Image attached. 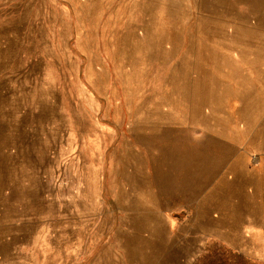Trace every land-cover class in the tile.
Wrapping results in <instances>:
<instances>
[{"label": "rangeland", "instance_id": "1", "mask_svg": "<svg viewBox=\"0 0 264 264\" xmlns=\"http://www.w3.org/2000/svg\"><path fill=\"white\" fill-rule=\"evenodd\" d=\"M263 124L264 0H0V264H264L161 209Z\"/></svg>", "mask_w": 264, "mask_h": 264}, {"label": "crops", "instance_id": "2", "mask_svg": "<svg viewBox=\"0 0 264 264\" xmlns=\"http://www.w3.org/2000/svg\"><path fill=\"white\" fill-rule=\"evenodd\" d=\"M17 126L20 128L19 124ZM253 135L256 137L250 138H255L252 139L255 141L241 142L240 145L231 140L225 141L222 148L225 163L219 168L212 163L217 160V152H209L204 171H198L200 168L185 171L178 167L180 146L170 158L169 152L168 155L166 152L167 165L168 159L175 160L176 164L173 166L174 172H167L165 168L161 172L166 198L161 209L185 208L186 212L171 215L189 224L184 233L192 237L188 236L187 239L222 241L240 255L248 253L251 242L264 240V132ZM24 137L17 138L11 148L7 145L0 147L4 167L5 161L10 160L13 172H27L15 163L22 158L19 146L26 144ZM210 142L217 144L215 139H205L202 144L186 148L188 151L198 149L204 152L203 146ZM253 152L259 158L255 166L250 162ZM176 239L181 240L180 237ZM22 263L15 261L14 264Z\"/></svg>", "mask_w": 264, "mask_h": 264}]
</instances>
